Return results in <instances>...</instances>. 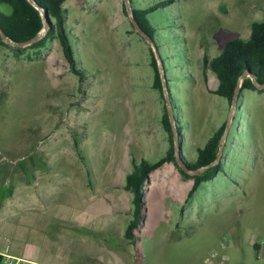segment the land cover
Masks as SVG:
<instances>
[{
	"label": "rangeland",
	"instance_id": "1",
	"mask_svg": "<svg viewBox=\"0 0 264 264\" xmlns=\"http://www.w3.org/2000/svg\"><path fill=\"white\" fill-rule=\"evenodd\" d=\"M62 4L81 79L68 70L57 38L32 58L30 49L15 56L0 47V186L16 187V213L0 220V243L5 235L13 252L39 264H214L204 262L214 250L228 257L222 264H264V88L242 91L228 105L212 93L215 77L201 63L225 41L248 38L250 23L264 19V0H170L149 15L155 43L134 30L128 0ZM150 49L169 79L187 161L223 121L227 129L223 170L190 199L192 179L173 163L149 174L145 219L132 244L123 237L134 216L124 175L132 159L154 161L169 146L161 124L168 90L151 87ZM27 163L45 167L41 238L23 205Z\"/></svg>",
	"mask_w": 264,
	"mask_h": 264
},
{
	"label": "trees",
	"instance_id": "2",
	"mask_svg": "<svg viewBox=\"0 0 264 264\" xmlns=\"http://www.w3.org/2000/svg\"><path fill=\"white\" fill-rule=\"evenodd\" d=\"M64 0H33L38 6L35 7L29 0H0V3H6L9 6V11L4 12L0 9V28L3 33L13 41H24L35 35L42 27L40 13H44L46 21V29L39 34L37 38L25 45L15 46L5 41L0 36V47L10 46L15 56L21 55L26 49H30L26 53L27 58L38 56L40 49L53 38H57L61 48L62 56L64 57L67 68L77 75L78 79L82 78L84 72L82 67L76 66V60L73 55V48L70 42L71 33L66 28V7L62 4ZM130 5L131 17L141 29L143 33L155 43L154 35L156 31L150 22L149 15L158 8L167 5L170 0H159L156 3H150L146 6L135 7L132 0H128ZM264 13V9H263ZM150 65L152 67V89H155L160 95L163 90V80L160 74V67L157 64V59L154 57V52L150 49ZM160 63L164 68V58L159 57ZM203 69H207L215 77L216 87L213 92L215 95L224 98L228 105H231L232 95L237 85L239 84L238 95L245 90H257L258 84H264V19L252 21L249 25L248 38H231L224 42L223 47L218 55L207 57V54L201 56ZM165 69V68H164ZM251 74V76L240 77L243 72ZM165 86L170 91L169 79L164 74ZM170 103L173 102L170 99ZM174 107L171 103V118L170 121L166 106L161 115V124L163 130L167 132L169 146L165 153L154 161L142 158L139 161L132 159L131 169L125 173L123 188L130 192L132 196L131 203L134 206V216L128 220L124 228V238L130 243L135 242V234L133 231L137 228L138 221L145 219V200L147 187L144 183L148 180L149 174L165 163H173L180 175L186 179H192L191 186L187 192V200L190 199L200 183L211 180L218 172L222 171V162L206 167L215 160L218 147L221 144V139L226 129V122H222L212 134L208 137L202 146L196 147V156L194 161L188 162L181 151L183 134L180 129L183 127L177 121L174 115ZM185 124V123H184ZM173 125V126H172ZM172 128L178 139V151L181 161L185 164L188 170H199L196 175H187L183 172L178 163L175 161L173 154L174 136ZM73 144L79 152L77 142L73 138ZM138 214L139 217L136 218ZM253 248L258 251L259 245L253 242ZM1 259V254H0Z\"/></svg>",
	"mask_w": 264,
	"mask_h": 264
},
{
	"label": "crops",
	"instance_id": "3",
	"mask_svg": "<svg viewBox=\"0 0 264 264\" xmlns=\"http://www.w3.org/2000/svg\"><path fill=\"white\" fill-rule=\"evenodd\" d=\"M26 165H27L28 174H29L28 165L29 167L32 168L31 170L32 177L30 176L25 177V183H23L24 188H25V192L23 194V205L26 206V209H28L27 219L28 221L31 222L30 227L34 226L35 229L37 230V237L41 238V236L38 233H40V231L42 230L40 225H42L44 218H43V210L42 211L40 210H41L42 204L44 203L45 195H43L44 188H41V184L38 182V179L40 178V175H42V173L45 171V167H43V165L40 167L38 164H30V163H27ZM15 189H16L15 184L13 186H11V184H8L7 187L0 186V207H1L0 220L1 221L10 219V217L14 216V214L16 213V209H15L16 200L13 198ZM63 192H64L63 199H64V202L66 203L65 199L66 200L68 199V195L65 196L66 193L64 190ZM73 204L76 206L77 200H74ZM10 206L14 208H9ZM34 211H36V213ZM1 237L3 240H1V243H0V250L5 245H7L9 252L11 254L17 255L15 252H13L10 245H8L5 242L6 236L1 235ZM251 242L253 244V242H256V241L253 240ZM259 249H260V246H259Z\"/></svg>",
	"mask_w": 264,
	"mask_h": 264
},
{
	"label": "water",
	"instance_id": "4",
	"mask_svg": "<svg viewBox=\"0 0 264 264\" xmlns=\"http://www.w3.org/2000/svg\"><path fill=\"white\" fill-rule=\"evenodd\" d=\"M35 7L38 8V6L33 2V0H29ZM41 15V20H42V27L41 29L35 34L33 35L32 37H30L29 39L27 40H24V41H13V40H10V38L8 36H6L3 31L1 30L0 28V36L7 42L11 43L12 45H15V46H22V45H25L27 43H30L32 41H34L37 36L41 33H43L46 29V21H45V17H44V13H40ZM132 16V15H131ZM130 16V20L132 22V25L134 27V30L137 31L143 38L149 40V37H147V35L145 33H143L141 31V29L138 27V25L135 23L134 19ZM157 54V53H156ZM157 57V56H156ZM160 71H161V67H160ZM161 74V78L163 80V89H166V86H165V82H164V74L162 72H160ZM251 76V74H248L246 71L243 72L240 77H244V76ZM239 84L237 85L235 91L233 92V95H232V101H231V105H233L235 103V100L238 96V93H239ZM258 89H263L264 88V84H258L256 85ZM165 101H166V104L168 106L167 108V112H168V115H169V118H170V121L171 123L173 124L172 122V118H171V112H170V107H169V97L167 94H165ZM173 126V125H172ZM226 129H227V126H226ZM226 129L224 130V134L226 133ZM172 134L174 136V146H173V154H174V158H175V161L178 163L177 165L179 166V168L185 172L187 175H196L199 173V170H201L202 168H199L197 170H188L185 166V164L181 161L180 157H179V151H178V139L175 135V131L174 129L172 128ZM222 147H223V141L221 140V144L220 146L218 147V151H217V154H216V157H215V160L213 162H211L209 165H207L206 167H210L214 164H218L222 158Z\"/></svg>",
	"mask_w": 264,
	"mask_h": 264
},
{
	"label": "built area",
	"instance_id": "5",
	"mask_svg": "<svg viewBox=\"0 0 264 264\" xmlns=\"http://www.w3.org/2000/svg\"><path fill=\"white\" fill-rule=\"evenodd\" d=\"M218 252H220L219 249H218ZM0 254H1L0 264H39L38 262H36L33 259H30V258H27V257H22V256L15 255V254H11L10 252H8V248L6 246L3 247L0 250ZM257 257L259 258L258 253H257ZM227 258L228 257H226V256L225 257H222V253H221V256H220L214 250L213 253H211V257L206 258L204 260V262H209V263H214V264H222V263L225 262V260ZM210 259H212L213 261L210 262Z\"/></svg>",
	"mask_w": 264,
	"mask_h": 264
}]
</instances>
